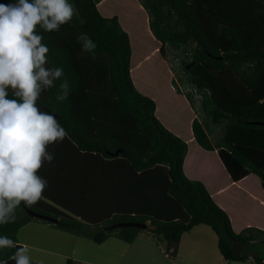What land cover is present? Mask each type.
Wrapping results in <instances>:
<instances>
[{
	"label": "trees",
	"instance_id": "1",
	"mask_svg": "<svg viewBox=\"0 0 264 264\" xmlns=\"http://www.w3.org/2000/svg\"><path fill=\"white\" fill-rule=\"evenodd\" d=\"M98 1L69 0L78 15L58 32L37 29L49 48L48 67H62L72 86L68 99L57 103V80L38 104L55 115L68 136L48 146L55 158L38 172L48 182L43 198L32 206L22 203L16 222L0 225V235L17 242V229L37 219L95 243L110 234L130 242L143 228L103 226L148 221L156 227L145 229L166 241L162 253L171 258L182 232L204 223L214 231L224 259L251 257L264 264V230L234 231L205 185L183 173L187 143L158 120L154 100L133 85L127 32L115 14L99 12ZM138 1L161 56L165 45L182 53L178 80L184 89L174 76L170 82L194 111L193 140L205 149L217 148L231 179L254 172L264 189V0ZM81 33L96 41L95 54L81 51ZM215 128L220 129L216 137ZM259 246L260 251L254 249ZM15 251L0 250V260ZM64 264L73 262L67 257Z\"/></svg>",
	"mask_w": 264,
	"mask_h": 264
},
{
	"label": "clouds",
	"instance_id": "2",
	"mask_svg": "<svg viewBox=\"0 0 264 264\" xmlns=\"http://www.w3.org/2000/svg\"><path fill=\"white\" fill-rule=\"evenodd\" d=\"M76 15L69 0L0 3V225L15 223L22 203L32 206L43 198L48 182L38 172L55 158L48 146L68 136L55 115L38 104L57 80V103L68 99L72 86L62 67H48L49 48L37 29L58 32ZM77 42L83 53L95 54L98 45L89 34L81 33ZM11 248L14 254L0 264H32L30 246L0 235V250Z\"/></svg>",
	"mask_w": 264,
	"mask_h": 264
},
{
	"label": "crops",
	"instance_id": "3",
	"mask_svg": "<svg viewBox=\"0 0 264 264\" xmlns=\"http://www.w3.org/2000/svg\"><path fill=\"white\" fill-rule=\"evenodd\" d=\"M103 1L99 0L96 3L99 12L106 16L115 14L119 24L127 32L130 45L129 74L133 85L139 92L154 100V114L158 120L187 143L182 163L183 173L189 178L200 180L205 185L213 200L226 212L234 231L248 226L264 230V189L260 185L258 175L249 172L238 179H231L217 155V148L205 149L193 140L190 123L195 115L194 111L183 93L175 91L171 85L170 79L173 73L167 59L159 52L160 42L151 33L147 23V14L139 1L128 0V4L122 10L102 8L99 5ZM197 152L201 160L198 161L197 158L195 162L196 157L199 156ZM185 168L188 174L185 173ZM50 227L48 223L29 220L17 229L16 240L22 246L28 245L47 253L49 256L42 257L44 260L56 254L63 257V262L68 257L73 264L79 261L97 264L95 259L89 257L85 247H83V252H78L77 249L83 244L79 238H76L72 245H64L63 251H59V247L55 246L52 240L56 237L64 240L68 232ZM55 230L60 232H55ZM19 233L29 235L22 237ZM43 234L46 235L40 242V236ZM201 236L204 238V231L202 234L199 233L198 237ZM203 244L201 240L198 241L199 250L204 248ZM192 248H195V244H192ZM217 258L222 260V264L228 260L224 259L220 253ZM248 258L251 259V257ZM35 259L39 263L42 262L39 257Z\"/></svg>",
	"mask_w": 264,
	"mask_h": 264
},
{
	"label": "rangeland",
	"instance_id": "4",
	"mask_svg": "<svg viewBox=\"0 0 264 264\" xmlns=\"http://www.w3.org/2000/svg\"><path fill=\"white\" fill-rule=\"evenodd\" d=\"M128 0H104L99 6L102 8H110L112 10H122L125 8ZM115 5V6H114ZM165 58L169 66L173 69L172 73L177 80L178 75L182 74V69L179 67V58H181L182 53L179 50H174L169 45H165ZM181 69V70H180ZM175 71V72H174ZM181 88L184 89V85L180 84ZM214 136L220 135V129L215 128ZM197 156L199 152L196 153ZM198 158V161L201 160L200 155L196 157L195 162ZM185 173L188 174L187 168L184 169ZM87 206L84 202L83 207ZM37 220V219H34ZM41 221V220H39ZM109 220H103L99 222V225H102L104 222ZM44 222V221H41ZM148 222V221H147ZM47 223V222H45ZM49 226L53 227L48 223ZM91 225H95L94 223ZM27 226V225H26ZM50 227V228H51ZM23 228V227H22ZM204 231V238L199 233ZM55 232H60L56 231ZM20 234V233H19ZM47 234V233H46ZM43 234L40 236V242L43 238ZM62 234V233H59ZM64 240L60 238H53L52 243L59 247V251H63L64 245H72L75 242L76 238L83 243L77 250L78 252H83V247L89 257L95 259L97 264H222V260L217 258L219 254L216 246V235L214 231L204 223H199L198 225L192 226L189 230L182 232L180 236V241L178 243L175 256L167 258L163 255L162 249L166 248L167 243L165 240L156 239L155 235L149 232V230L141 229L137 232L136 236L130 242H125L122 239L110 234L107 239L100 243H94L88 238L82 236L77 237L72 233H66ZM25 237L29 234H20L19 236ZM57 236V234H56ZM202 241L203 249L199 250L198 241ZM44 242V241H43ZM192 244H195V248H192ZM42 245V244H41ZM171 247V246H170ZM245 250L248 249V246L243 247ZM252 248V247H251ZM170 249V248H169ZM255 250L260 251V246L254 248ZM29 255L33 261H37L36 257L41 259L42 264H64L63 257L61 255H50L49 259L44 260L42 257H48L47 253L41 252L33 247H30ZM39 255V256H38ZM221 258V257H220ZM43 259V260H42ZM77 264H87L82 261H79ZM224 264H257L251 259L237 260L232 261L230 259L225 260Z\"/></svg>",
	"mask_w": 264,
	"mask_h": 264
},
{
	"label": "water",
	"instance_id": "5",
	"mask_svg": "<svg viewBox=\"0 0 264 264\" xmlns=\"http://www.w3.org/2000/svg\"><path fill=\"white\" fill-rule=\"evenodd\" d=\"M118 151V149L114 150L112 153H116ZM26 212L32 216H35V217H38V218H45L49 221H52L54 222L55 221V218L51 217V216H48V215H45V214H42V213H39V212H36V211H33V210H30L28 208H25ZM115 226H136V227H139V228H155L156 225L155 224H150L148 222H145V221H132V220H128V221H115V222H112L108 225H105L103 226L104 228H112V227H115Z\"/></svg>",
	"mask_w": 264,
	"mask_h": 264
}]
</instances>
